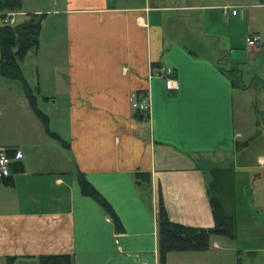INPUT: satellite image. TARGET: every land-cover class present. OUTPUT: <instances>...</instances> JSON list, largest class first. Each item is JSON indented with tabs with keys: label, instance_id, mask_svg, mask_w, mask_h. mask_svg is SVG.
Wrapping results in <instances>:
<instances>
[{
	"label": "crops",
	"instance_id": "obj_1",
	"mask_svg": "<svg viewBox=\"0 0 264 264\" xmlns=\"http://www.w3.org/2000/svg\"><path fill=\"white\" fill-rule=\"evenodd\" d=\"M27 12L49 14L21 8L17 18ZM51 13L64 24L61 62L41 40L22 59L40 58L35 97L47 93L48 106L37 104L47 125L24 83L1 96L0 145L23 156L0 179V264H40L49 253H69L73 264H160L161 195L172 220L213 226L210 159L233 162L253 140L246 131L264 123L253 117L264 113V0H65ZM253 32L261 40L250 45ZM167 66L177 88L166 86ZM133 92L149 99L144 118ZM237 141L249 143L238 150ZM139 170L151 173L150 195ZM79 171L118 220L82 192ZM220 238L170 251L166 264L175 252H220Z\"/></svg>",
	"mask_w": 264,
	"mask_h": 264
},
{
	"label": "trees",
	"instance_id": "obj_2",
	"mask_svg": "<svg viewBox=\"0 0 264 264\" xmlns=\"http://www.w3.org/2000/svg\"><path fill=\"white\" fill-rule=\"evenodd\" d=\"M23 0H0V13L5 15L9 10L21 9ZM3 17V16H2ZM44 12H27L25 17L14 23L3 22L0 24V73L6 77L20 79L26 85L28 96L32 106L47 125L48 115L37 106L33 88L28 84L24 75L21 60L29 50L39 47ZM154 67L160 68L158 63ZM237 67L232 66L228 71L232 76L237 75ZM238 83V81H234ZM138 116L144 118L146 113L138 110ZM67 143L66 141H62ZM249 141H237L236 149L248 145ZM9 154L15 152L8 149ZM233 162L226 166L213 167L211 169L212 180L208 185V193L215 217V224L210 227L188 225L172 220L168 214L163 197L161 195L158 204V250L160 264H166L170 251L181 250H205L210 248L214 235L236 236L237 217L235 212L225 207L222 194H229L234 199L235 173ZM83 193L94 197L101 205L117 219L113 207L108 199L92 184L82 171L77 173ZM136 182L147 195L151 193V173L148 171H136ZM219 194V195H218ZM118 220V219H117ZM40 264H73L72 255L69 253H49L39 256ZM239 264H242L239 258Z\"/></svg>",
	"mask_w": 264,
	"mask_h": 264
},
{
	"label": "rangeland",
	"instance_id": "obj_3",
	"mask_svg": "<svg viewBox=\"0 0 264 264\" xmlns=\"http://www.w3.org/2000/svg\"><path fill=\"white\" fill-rule=\"evenodd\" d=\"M64 1L23 0L22 5V9L28 11H34L35 9H41V11L49 10L48 16L42 22L41 46L44 54L47 52L53 53L50 49L56 48V59L59 62H61L62 50L65 44L64 24L60 17L54 16L51 12L55 8H61ZM9 11L16 12L15 20H20L21 16L17 18L20 9ZM3 20L4 15L0 13V24ZM206 42H209V40ZM39 62L40 58L34 55H29L24 60H21L24 74L29 79V84L35 94L37 93L35 86L37 82L35 77L36 65ZM0 80L2 81L0 83V107L6 111V102L1 98L3 92H7L10 86L15 91H19L24 82L20 79L12 80L3 76H0ZM46 94V92L41 93L37 97L38 106H48L47 101L42 97L43 95L47 96ZM252 100L253 111H255L258 102L254 98ZM253 117L264 119V113L253 114ZM261 124L259 126L254 124L253 128L246 131L248 136L253 137V140L241 151L239 156H234L232 166L235 173L234 199L229 194L220 196L225 207L236 214V236L220 235L222 242L220 252L206 251L204 254H196V258L193 256V252H189V254H184L186 252H175L173 254L175 258L172 259L171 264H239V258L242 264H264V159L262 161L259 159L260 155H264V123ZM210 160H212L211 166L218 167L220 164L218 162L220 157L215 156ZM209 174V182H211V171H209Z\"/></svg>",
	"mask_w": 264,
	"mask_h": 264
},
{
	"label": "built area",
	"instance_id": "obj_4",
	"mask_svg": "<svg viewBox=\"0 0 264 264\" xmlns=\"http://www.w3.org/2000/svg\"><path fill=\"white\" fill-rule=\"evenodd\" d=\"M16 12L7 11L4 15V21L14 23ZM261 40V34L257 32L250 33L246 37V41L250 45H254ZM174 69L171 66L164 67L161 74L165 76L166 86L168 89H174L178 87L176 77L173 75ZM130 101L134 109L140 111H149L150 103L146 95H142L138 92H133L130 95ZM9 147L0 145V179L6 178L12 174V165L17 158L23 156L21 151H17L15 154H9Z\"/></svg>",
	"mask_w": 264,
	"mask_h": 264
}]
</instances>
